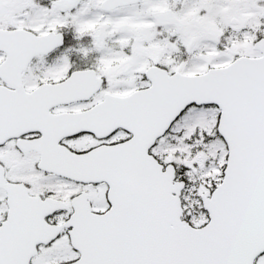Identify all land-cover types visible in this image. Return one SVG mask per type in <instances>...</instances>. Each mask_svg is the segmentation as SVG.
<instances>
[{
    "label": "snow or ice",
    "instance_id": "1",
    "mask_svg": "<svg viewBox=\"0 0 264 264\" xmlns=\"http://www.w3.org/2000/svg\"><path fill=\"white\" fill-rule=\"evenodd\" d=\"M0 264H264V0H0Z\"/></svg>",
    "mask_w": 264,
    "mask_h": 264
},
{
    "label": "flooded vegetation",
    "instance_id": "2",
    "mask_svg": "<svg viewBox=\"0 0 264 264\" xmlns=\"http://www.w3.org/2000/svg\"><path fill=\"white\" fill-rule=\"evenodd\" d=\"M39 2L43 5L50 6V0H39ZM62 32L65 35L66 40L69 42L70 46H75L79 43L88 44L91 40L90 37L86 36V37L82 38V40L77 41V39L75 37L74 29L71 27H67V28L62 29ZM57 55H59V52H53L52 54H50V56L48 58L49 62L51 63L52 60ZM95 56H96V54L93 53V54H90L88 57L85 58L76 52L71 53L73 68L74 69H81V68L90 67L95 60Z\"/></svg>",
    "mask_w": 264,
    "mask_h": 264
}]
</instances>
